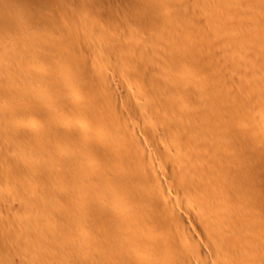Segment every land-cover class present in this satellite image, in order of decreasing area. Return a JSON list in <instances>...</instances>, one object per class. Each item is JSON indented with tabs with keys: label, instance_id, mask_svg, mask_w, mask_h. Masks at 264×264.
<instances>
[{
	"label": "bare ground",
	"instance_id": "obj_1",
	"mask_svg": "<svg viewBox=\"0 0 264 264\" xmlns=\"http://www.w3.org/2000/svg\"><path fill=\"white\" fill-rule=\"evenodd\" d=\"M0 264H264V0H0Z\"/></svg>",
	"mask_w": 264,
	"mask_h": 264
}]
</instances>
